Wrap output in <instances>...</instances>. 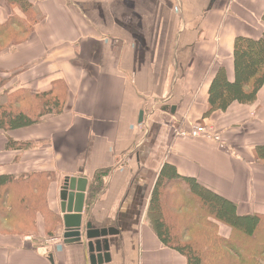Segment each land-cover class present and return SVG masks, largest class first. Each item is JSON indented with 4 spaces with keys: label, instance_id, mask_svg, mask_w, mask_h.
<instances>
[{
    "label": "crops",
    "instance_id": "obj_1",
    "mask_svg": "<svg viewBox=\"0 0 264 264\" xmlns=\"http://www.w3.org/2000/svg\"><path fill=\"white\" fill-rule=\"evenodd\" d=\"M28 1L39 19L26 40L0 52L7 87L67 90L60 113L0 130V176L41 185L40 196L24 203L35 206L32 233H15L25 224L0 219V264H89L85 247L62 236L61 193L72 176L87 180L90 228L117 230L102 264H186L147 217L164 164L232 201L240 214L264 213V162L255 155L264 146V85L253 102L205 115L217 69L233 79L235 37L262 34L264 0ZM11 11L19 12L0 0V22ZM195 124L214 127L219 138L176 133ZM99 170L107 175L92 191ZM172 185L183 190L167 192ZM187 192L181 179L167 182L163 214L185 212Z\"/></svg>",
    "mask_w": 264,
    "mask_h": 264
},
{
    "label": "trees",
    "instance_id": "obj_2",
    "mask_svg": "<svg viewBox=\"0 0 264 264\" xmlns=\"http://www.w3.org/2000/svg\"><path fill=\"white\" fill-rule=\"evenodd\" d=\"M7 2L13 4L19 12L11 11L7 19L0 22V40L6 42H0V52L26 40L39 19L28 0ZM11 25L22 26L23 37H18L17 31H11ZM232 61V80L226 78L222 67L217 69L212 78L207 90L208 106L205 115L215 110L226 111L234 102L246 104L256 99L258 91L264 85V30L259 37H235ZM2 72L6 73L0 69V73ZM10 77V74L9 77L0 76V94L5 95L0 102V130L29 126L40 121L45 115L62 111L59 106L62 99L59 96L64 94L65 87L62 93L57 92L53 99L43 101L45 97L53 94L54 87L44 92H32L24 88L11 90V87L3 89L5 81ZM255 155L258 160L264 162V146L256 148ZM105 175V170L94 174L90 182L92 191L101 188ZM174 179H181L188 186V195L183 196L181 204L187 210L182 214H175L173 218L166 215V218L162 212L165 202L161 195L167 182ZM24 182L26 183L14 181L13 177L7 175L0 176V189L3 187L4 190V193H0V219L8 223L25 224L13 231L19 234L33 232L28 226L33 225L31 210L35 206L29 207L24 203L33 202L37 199L36 196L41 194L39 183L26 180ZM44 184L46 185V182ZM187 199H192L193 202L188 203ZM46 216L53 222L59 221V217L48 210ZM147 217L161 242L180 253L186 264H264V259L260 258L264 255V213H238L235 203L200 185L194 178L181 177L173 166L164 164L158 174L151 190ZM166 220L172 222L173 230ZM196 222L200 223V230L199 226L195 227ZM202 225L215 231V235L211 237L204 233ZM194 230L200 234V242L195 240V232L193 236H187Z\"/></svg>",
    "mask_w": 264,
    "mask_h": 264
},
{
    "label": "water",
    "instance_id": "obj_3",
    "mask_svg": "<svg viewBox=\"0 0 264 264\" xmlns=\"http://www.w3.org/2000/svg\"><path fill=\"white\" fill-rule=\"evenodd\" d=\"M172 112L174 107H172ZM87 180L83 177H67L62 199L63 241L83 245L89 264H102L110 261L108 236L116 234L113 228H90L88 218H84V200Z\"/></svg>",
    "mask_w": 264,
    "mask_h": 264
},
{
    "label": "rangeland",
    "instance_id": "obj_4",
    "mask_svg": "<svg viewBox=\"0 0 264 264\" xmlns=\"http://www.w3.org/2000/svg\"><path fill=\"white\" fill-rule=\"evenodd\" d=\"M23 19V18H22ZM20 25H22V23L20 24ZM10 30L11 31H17L18 32V37H23V35H22V32L21 31H23V28H22V26H20V27H18L17 25H11V27H10ZM9 40H11V39H9ZM8 40V41H9ZM0 42L2 43V44H6V42H3L2 40H0ZM0 76L2 77V78H4V77H9V73H0ZM8 82V81H7ZM6 81H5V86L3 87V89H5V87H7V85H8V83H7ZM63 87H65L64 89V91H63ZM59 88V89H58ZM2 89V90H3ZM1 90V89H0ZM66 90H67V88H66V86H62L61 85V87L59 86V85H57L56 87H54V89H53V94H51V95H49L48 97H45L44 99H43V101H45V100H50V99H53V97L56 95V93L57 92H59V93H62V91L64 92V94H60L61 96H59L60 98L61 97H65V95H66ZM3 97H5V95H4V93H2V94H0V102L1 101H3ZM59 106H60V108H62V110H63V106H64V102H63V100H61V102H59ZM51 107H53V105H51ZM171 186H168V188L166 189L167 190V192H169L170 190L169 189H176V191L177 192H180V191H182L183 189L181 188V187H176V186H174L173 187V185H172V187L170 188ZM187 202L189 203V202H193L192 201V199H187ZM195 214V213H194ZM194 214L192 215L193 217H195L194 216ZM197 226H199V230H200V223H198V222H196L195 223V227H197ZM201 229H202V231H204V233H208L211 237H213V235H215V231L213 232V231H211V230H209L210 228H208V226H201ZM195 230H197L196 228H195ZM195 230L194 231H191L190 232V235H187L188 237L190 236H193V233L195 232ZM14 231V230H13ZM195 240H197L198 242H200V239H201V237H200V234L198 233V232H195ZM248 243V242H247ZM246 243V244H247ZM251 247V246H250ZM260 258H263L264 259V255H262V256H260ZM260 258L258 257L257 259L258 260H260Z\"/></svg>",
    "mask_w": 264,
    "mask_h": 264
},
{
    "label": "built area",
    "instance_id": "obj_5",
    "mask_svg": "<svg viewBox=\"0 0 264 264\" xmlns=\"http://www.w3.org/2000/svg\"><path fill=\"white\" fill-rule=\"evenodd\" d=\"M176 133L180 136H189V137H197L200 135L206 136V137H212L213 139H218L219 135L217 131L212 126H204L195 124L191 127L189 131L185 130H178Z\"/></svg>",
    "mask_w": 264,
    "mask_h": 264
}]
</instances>
